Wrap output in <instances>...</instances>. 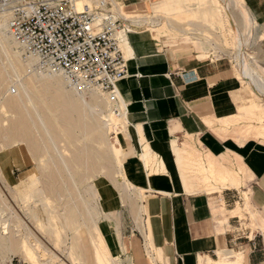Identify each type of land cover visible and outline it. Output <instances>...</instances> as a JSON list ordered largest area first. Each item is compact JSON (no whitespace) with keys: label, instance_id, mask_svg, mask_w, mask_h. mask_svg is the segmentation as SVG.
I'll use <instances>...</instances> for the list:
<instances>
[{"label":"rangeland","instance_id":"374dc122","mask_svg":"<svg viewBox=\"0 0 264 264\" xmlns=\"http://www.w3.org/2000/svg\"><path fill=\"white\" fill-rule=\"evenodd\" d=\"M102 1L103 0H89L88 2V0H84V4H86L85 9L89 5L92 9L98 8L100 7ZM104 1H106L108 5L104 8V10L108 9L110 12H113L112 14L116 15L117 18H121L118 15V7L116 8L113 4L114 1ZM211 1L214 0H198L197 6L195 3L194 6H187L186 9L184 11H180V13H165L167 15L163 16L153 15L151 12L139 15L133 14L128 11L127 7L125 10L121 11L120 14L123 18L129 19V22H131V24L134 23L133 25L137 27L146 26V28L152 31L157 39H160L162 36L168 34L179 37H188L191 40L190 42H193L196 50L200 54L199 56H202V59L208 58V53L211 50L210 58H208L205 62H210L211 59L218 58L225 59L227 62H230L231 71L228 73V76L233 82H235V87L240 86V95L244 99L243 102L240 101V104L237 105L239 114H237L236 117L234 116L230 119L224 118V120L220 121L216 120L211 124L210 128H212L214 133L224 141L230 139L240 145L245 144V142L248 141H256L264 146V103L253 94L249 85L245 84L241 80L242 69H240V53L244 51L242 58L244 59V62L246 61L248 68L250 69V81H259V84L264 86V25L257 24L253 18V23H250L249 17H252L251 9L246 6L245 0H236L238 8L235 7L236 5L234 4L233 7L235 8H232V10L235 14L236 23L245 33L243 45H239L237 43L236 36L225 31L226 26L223 23L221 14L218 12L219 10L217 9L216 4ZM215 1L220 3L223 0ZM262 1L264 2V0ZM115 2L117 4L129 5L139 1L115 0ZM1 15L2 14H0V24L2 21L5 22V17H2ZM132 17L137 19L131 20ZM145 17L146 19L153 18L156 25L154 27H150L146 25L143 20H139L140 18L144 19ZM119 20H121L122 25H125L126 22L122 19ZM227 28L229 27L227 26ZM136 30L141 31V29ZM162 41V44L165 45V50L170 53H181L184 55L195 54V51L192 48L189 50L174 52L171 40L164 37ZM5 46L6 45L2 44L0 40V159L4 157V162H6L5 164L8 166L7 168H9V166H12L13 168V164L18 165V162L22 161L20 152L16 150L20 149L25 155L27 164H25L24 167H19L18 170L15 168V175H13V178H10V185L7 184L3 174L0 172V234L3 236V239H5L3 242L0 240V245L2 244L6 247L4 251L0 250V264H38L39 261L42 259L44 260L45 258L47 261H45L44 264H150L151 260L149 261L147 256L150 257L155 264H157L156 260H158V258L156 256L158 252L151 243L150 238L147 239L146 244L147 256L144 253L140 259L133 262L128 257H121L119 252L120 249H112L111 244L103 230V226L101 225L104 222L109 223L110 230H115L120 238L118 230L120 217L119 213L115 210H106L103 205V201H99V199L96 198L97 195L100 198H103L101 197L102 195L99 190L101 182L110 183L111 181H115L117 187H119L121 191L120 194L127 199L130 198L132 194L137 198L139 197L137 192L129 191L125 182H123L119 177L118 173L121 172V168H119L121 160L119 156H116L115 153L112 152V145L108 142L110 138H119L122 137V135L130 138L126 120L113 119V117L109 115V112H107L109 110L108 104L99 91L84 93L85 101L89 106L87 107L84 104L85 109L83 108L81 113H72V109H70L72 107L67 104V100L64 96H62L64 95V92L61 93V90H58V88L56 89V87L53 88L49 85L52 82L51 78L47 77L42 79L37 74L38 70L34 68L30 69L26 66V60L29 58H26L25 60L23 50L21 51V49H18L19 47L11 49L8 46H6V48ZM128 52L129 51L126 50L127 59H129ZM35 76L39 78L37 79ZM233 76L237 81L233 79ZM36 79L37 81H34ZM49 86L56 91L54 90L55 92L53 93V90L50 89ZM22 90L24 91L22 92ZM236 90L237 89L233 91ZM56 92L58 93L56 94ZM23 93L29 96L25 98L26 95ZM237 93L238 92L236 91V94ZM45 95L46 98L44 97ZM49 95H53L51 99ZM19 97H23L24 99L21 100ZM28 97L32 99H28ZM35 97L40 104L37 101H34ZM39 97L40 99H38ZM44 99L47 101L43 102ZM40 100H42V102ZM31 102L35 104L32 106ZM23 103L27 104L24 105ZM243 103L246 106L256 105L258 108H255L256 110L242 108L241 111V108L239 109L238 106ZM37 104L40 105V109ZM42 104L44 106H42ZM103 104L104 106H102ZM45 105H49L48 107L50 111L44 109L46 107ZM58 106L59 108H56ZM61 106H63V108ZM65 106H68L66 108L67 112L66 110L64 112ZM90 106L92 108H97L98 112H100L99 109L101 108L103 112L98 114L94 113ZM31 107L33 109L35 108V110L31 111ZM24 108L28 109V111L26 110L28 113ZM36 108L39 109V112ZM53 110H56L54 114H57V119L61 118V123L62 121L66 122L67 120L68 124L66 126L64 124L62 127L58 120L57 121L61 126H58L57 122L53 124L50 121L49 123L51 113L54 112ZM62 113H64L63 115L65 117L62 116ZM42 115L43 117L45 115V117L43 118ZM69 117L71 120L68 119ZM37 118H39V120ZM45 118L47 119L45 120ZM63 118L65 120H63ZM22 119H25L26 125ZM44 120L46 122H44ZM103 121L106 123L107 127L103 124ZM19 122L21 126L19 125ZM21 122H23V124ZM109 123H111V125ZM216 123H220L217 129H215ZM50 124H52V126ZM23 125L26 127L24 128ZM53 125L56 127H53ZM44 126L47 130H45ZM67 126L70 127L68 128ZM258 126H262L260 134H258L260 131L258 129L260 127L256 129ZM49 127L52 130H49ZM99 127L103 128L100 129ZM66 128H68V130ZM26 129H28V131ZM243 129H246L247 132ZM68 132H70V135ZM92 132H95V135ZM192 139L193 136L187 134V140L185 142H180L177 139L173 140L175 147L180 150L176 161L178 167L180 168L182 180L185 182V188H187V190L213 193L221 192L224 189L230 188L226 185L223 186V184L219 182L220 179L218 174H215L217 173L216 171H218L216 168L219 167L221 170L223 168L227 169L230 167L240 170L243 174L242 179L245 180V185L246 180L252 177L245 162H243L238 153L226 151L217 155L212 153L201 155L192 145ZM129 143L128 139L126 144ZM126 144L121 140L123 152L128 153ZM145 147L147 150L146 144ZM219 156L223 160H220ZM160 160L161 159H159V162ZM239 161L241 162L240 166L238 165ZM216 164H218V166H216ZM184 165L186 166L184 167ZM152 166H154V169L157 168L156 161L148 164V171L154 170ZM212 166L214 169L211 168ZM158 169L163 171L166 170L165 165H159ZM3 170L6 171L5 168H3ZM28 171H34L32 175H28L31 177L33 182L25 189L21 183L23 176L21 177L22 179L20 182L19 178L22 174ZM187 171L188 175L187 173L185 174ZM112 177H114V180L111 179ZM243 186L241 185L239 189ZM92 190L94 193L91 192ZM94 194H96V196ZM251 209L254 210L253 207L248 204L243 216L240 206L237 213L234 215H231L225 208L221 211L216 210V212H221L222 217L224 218H222V222L227 221L228 216H241L244 218V221L246 219L250 223L248 224V222H244V228L249 227L257 229V226H259L261 222L258 215L252 212ZM140 210L141 206L139 203L136 211L138 221L142 220L141 217L143 212L140 215L141 217L137 216L139 215ZM93 211L96 213V216L94 215V217L90 213ZM249 212L251 214L252 221L248 218L249 216H245V214ZM66 217H70L73 221L71 222L70 220L68 223ZM5 223L7 225H5ZM5 233L9 235L6 236L4 235ZM87 233L90 234L91 240L86 239V237L89 236L86 235ZM26 243L29 245L32 244L36 249V251H33L35 262H31L26 258ZM94 243L102 249L101 257L94 253ZM120 246L123 250H125V246L122 243H120ZM76 247L83 248L85 253H78L76 251ZM149 250L151 251L152 256H149ZM44 254H46V257H43ZM95 254L98 257L95 256ZM72 255L74 256L72 257ZM56 257L61 261L63 260V263ZM94 257L97 259L95 260ZM91 259L94 261L92 260L91 262Z\"/></svg>","mask_w":264,"mask_h":264},{"label":"crops","instance_id":"0c3cea01","mask_svg":"<svg viewBox=\"0 0 264 264\" xmlns=\"http://www.w3.org/2000/svg\"><path fill=\"white\" fill-rule=\"evenodd\" d=\"M138 1L123 5L133 14L151 12L163 16L180 13L198 3V0ZM245 1L254 21L264 25V2ZM164 37L171 40L174 52L192 48L195 54L168 52L162 44ZM127 39L132 59L129 58V75L119 83V89L127 110L130 138L122 135L120 140L126 144L129 139L128 153L123 152L128 178L137 188L144 189L145 197L142 220L138 221L136 211L141 201L135 195L128 199L122 196L115 181L99 185L106 210H115L120 215V238L115 230H110L109 223L101 224L112 249H120L121 257L135 262L144 253L147 256L146 244L150 238L158 252L157 264H264V146L256 141L241 145L230 139L224 141L210 128L216 120L239 114L237 105L244 99L240 86L235 87L228 76L230 62L221 58L205 62L211 50L208 58L202 59L188 37L168 34L157 39L146 26L134 28ZM233 79L237 81L234 76ZM219 125L216 123L215 129ZM187 134L193 136L191 143L201 155L238 153L252 176L246 185L213 193L187 192L172 149L173 140L185 142ZM142 143L147 145V150ZM148 149L162 159L166 173L149 176ZM16 150L22 161L13 164V168H7L4 157L0 159V172L8 185L15 168L27 164L23 151ZM33 173L28 171L20 176L19 182L23 176L21 183L25 189L33 182L28 176ZM245 196L254 209L251 211L260 219L257 229L244 228V222L248 221L241 216H228L222 222L221 212H216L223 208L231 212L240 206L243 216L248 205ZM245 216L252 221L250 212ZM86 235L91 240L90 234ZM149 254L152 256L151 251Z\"/></svg>","mask_w":264,"mask_h":264},{"label":"built area","instance_id":"2783aa9c","mask_svg":"<svg viewBox=\"0 0 264 264\" xmlns=\"http://www.w3.org/2000/svg\"><path fill=\"white\" fill-rule=\"evenodd\" d=\"M102 8L79 10L74 0H0L8 15L6 33L18 42L24 58L39 59V70L61 73L80 92L97 89L121 115L117 84L129 67L114 32L125 28Z\"/></svg>","mask_w":264,"mask_h":264},{"label":"bare ground","instance_id":"6f19581e","mask_svg":"<svg viewBox=\"0 0 264 264\" xmlns=\"http://www.w3.org/2000/svg\"><path fill=\"white\" fill-rule=\"evenodd\" d=\"M114 1V2H113ZM112 2H113V4L116 6V8L118 7V15L121 17V18H123V16L120 14L121 13V11H123V10H125V8H126V6H124V5H122V4H117L116 2H115V0H113ZM74 2L76 3V6H77V8L79 9V10H84L85 9V7H86V4H84V0H74ZM88 2H89V0H88ZM212 3H214V4H216V6H217V9L219 10L218 12H220V14H221V18H222V20H223V23L225 24V26H226V32L227 33H229V34H233V35H235L236 36V40H237V43L239 44V45H243V40H244V32L242 31V29H240V27L238 26V24L236 23V20H235V14L233 13V10H232V8H235V7H237V5H236V3H237V1L236 0H223V1H221L220 3H218V2H216L215 0L214 1H211ZM210 2V3H211ZM234 4L236 5L235 7H233L234 6ZM211 5V4H210ZM90 6V5H89ZM88 6V7H89ZM108 5H107V3H106V1H102L101 2V4H100V7L102 8V14L99 16V19H98V21H99V23L98 24H100V25H103L104 24V20H105V18L107 17L106 16V13L107 12H109V13H113V12H110V10H104V8L105 7H107ZM87 7V8H88ZM90 8V7H89ZM99 8V7H98ZM121 8V9H120ZM214 8V7H213ZM216 8V7H215ZM238 8V7H237ZM92 9V8H91ZM232 10V11H231ZM213 11H214V9H213ZM212 13V12H211ZM0 14H2L1 16L2 17H5V22L4 21H2V23L0 24V40H1V43L2 44H4V45H6V46H8L9 48H11V49H15V48H18V49H21V51H22V48H21V46H20V44L18 43V42H16L13 38H11L10 36H8L7 35V33H6V29H7V22H8V15L7 14H4V13H2V12H0ZM213 14V13H212ZM214 15V14H213ZM220 16V15H219ZM1 18V17H0ZM159 18V17H158ZM117 19H120V18H117V16L116 15H114L113 14V20H117ZM124 19V20H123ZM122 20L124 21V22H126L125 23V28L124 29H121V30H117L116 32H114V36L117 38V40L119 41V44H120V47H121V49H122V51H123V53H124V57H125V59H127V53H126V50H128L129 52V58L130 59H132V50H131V47H130V45H129V42H128V39H127V34L130 32V31H132L134 28H136L137 26H135V25H133V24H131V22H129V19H125V18H123ZM134 20V19H137V18H135V17H132L131 18V20ZM139 20H143L144 21V23L146 24V25H148V26H150V27H154L155 25H156V22L153 20V18L151 19H146V18H144V19H142V18H140ZM221 20V19H220ZM249 20H250V23H253V20H252V17H249ZM1 21V20H0ZM159 26V25H158ZM227 26L229 27V28H227ZM152 29H154V28H152ZM156 29V28H155ZM231 32V33H230ZM251 32V31H250ZM252 33V32H251ZM249 36H250V33H249ZM5 46V47H6ZM162 47V46H161ZM7 48V47H6ZM6 48H4V49H6ZM8 48V49H9ZM3 49V48H2ZM240 51H241V49H240ZM243 52L244 51H242L241 53H240V65H241V67H240V69H242V75H241V80L245 83V84H247V85H249V88H251V90H252V92H253V94L255 95V96H257V98L259 99V100H261L263 103H264V86H261L260 84H259V81H254V82H252V81H250V78H251V72H250V69L248 68V65H247V63H246V61L244 62V59L242 58V56L244 55L243 54ZM126 55V56H125ZM23 56H24V54H23ZM29 59H25L26 60V66H28L30 69H36V70H38L37 72V74L42 78V79H44V78H47V77H49V78H51V83L49 84L51 87H56V89L58 88V90H61L60 92L61 93H63L64 92V95H62V96H64V98L67 100L66 102H67V104H69L70 105V107H72V108H70V109H72V113H81L82 112V109L84 108L85 109V106H84V104L88 107L89 105H88V103H86V101H85V97H84V93H89V92H94V91H99V90H97V89H93L92 91H89V92H80V91H78L76 88H73V87H71V86H69V84H68V82H67V80H66V78H65V76L63 75V74H61V73H55V74H52V73H44V72H42V71H40L39 70V59L38 58H36V57H28ZM127 61V65L129 66V59H127L126 60ZM23 64H25V63H23ZM25 66V65H24ZM27 67V68H28ZM26 68V67H25ZM37 75V76H38ZM36 77V76H35ZM37 78V77H36ZM39 78V77H38ZM37 78V79H38ZM37 79L36 80H34V81H37ZM125 79V78H124ZM122 81V80H121ZM120 81V82H121ZM119 82V83H120ZM123 82V81H122ZM29 83V82H28ZM119 83L117 84V88H118V92H119V104H118V106H119V108H120V110H121V115H118V114H116V112H114L113 110V105L109 102V100H108V98H107V96L105 95V94H103L101 91H99L101 94H102V96L105 98V100H106V102H107V104H108V108H109V110L107 111V112H109V115L111 116V117H113V119L115 118V119H119V120H126V107H125V103H123L122 102V100H121V96H120V89H119ZM50 86H49V88H50ZM256 88H257V91H256ZM27 89V88H26ZM50 89H52V88H50ZM53 90V89H52ZM55 90V89H54ZM53 90V93L56 91H54ZM57 90V91H58ZM24 90H22V92H23ZM28 91H32V90H28ZM41 91V90H40ZM39 91V92H40ZM15 93H16V91H15ZM26 93V92H25ZM23 93L24 95H26V94H28V93ZM42 93V92H41ZM58 92H56V94H57ZM19 94V93H18ZM33 94V93H32ZM31 94V95H32ZM35 94V93H34ZM96 94V93H95ZM98 94V93H97ZM22 95V94H21ZM20 95V96H21ZM41 95H43V94H41ZM27 96H29V95H26L25 96V98L27 97ZM34 96V95H33ZM32 96V97H33ZM50 96V95H49ZM53 95H51L50 96V99H51V97H52ZM38 97V96H37ZM45 98H46V95L44 96ZM43 97V98H44ZM48 97V96H47ZM21 98V100H23L24 98L23 97H19V99ZM30 97H28V99H29ZM101 98V97H100ZM27 99V100H28ZM30 99H32V98H30ZM35 100L34 101H37V99H36V97L34 98ZM38 99H40V97L38 98ZM27 100H26V102H27ZM29 101V100H28ZM31 101V100H30ZM41 102H42V100H40ZM44 101H47V100H43V102ZM22 102V101H21ZM38 102V101H37ZM25 103V102H24ZM23 103V104H24ZM32 103V106H33V104H35V103H33V102H31ZM39 103V102H38ZM64 103H65V101H64ZM27 104V103H26ZM26 104H24V105H26ZM40 104V103H39ZM39 104H37V106L39 105ZM45 104H46V102H45ZM48 104V103H47ZM96 104V103H95ZM106 104V103H105ZM55 105V104H54ZM64 105V104H63ZM36 106V107H37ZM42 106H44L43 104H42ZM46 107L44 108V109H46V110H49V105L47 106V105H45ZM53 106V105H52ZM56 106V105H55ZM84 106V107H83ZM96 106V105H95ZM102 106H104V104L102 105ZM28 107V106H27ZM35 107V106H34ZM39 107V109H40V105L38 106ZM37 107V108H38ZM62 108H63V106H61ZM68 106H65L64 108V112H65V110H66V112H67V108ZM97 107V106H96ZM239 107V109L241 108V111H242V108L244 109V108H247V109H255V108H258L256 105H250V106H246V105H244V103L243 104H241L240 106H238ZM32 108V107H31ZM36 108V110L38 111L39 109H37ZM56 108H59V106L58 107H56ZM90 108L92 109V111L94 112V113H101V112H103L102 111V109L100 108L99 110H100V112H98V109L97 108H92L91 106H90ZM25 109V108H24ZM33 109V108H32ZM31 109V111H34L35 110V108L32 110ZM69 109V108H68ZM104 109V108H103ZM28 111V109H25V111ZM57 110H59V109H57ZM256 110V109H255ZM254 110V111H255ZM26 111V112H27ZM41 111H42V109H41ZM40 111V112H41ZM50 111V110H49ZM52 111V110H51ZM54 111V110H53ZM56 111V110H55ZM55 111L53 112V113H51V116H50V118H51V120H50V118H49V123H50V121H51V123H58V121L61 123V118L60 119H57V114H54L55 113ZM68 111H70V110H68ZM85 111V110H84ZM248 111H250V110H248ZM8 112V111H7ZM30 112V111H29ZM36 112V111H35ZM39 112V111H38ZM46 112V111H45ZM63 112V111H62ZM258 112V111H257ZM6 113V112H5ZM28 113V112H27ZM3 114H4V112H3ZM9 114V113H8ZM30 114V113H29ZM36 114V113H35ZM38 114H40V113H38ZM42 114V113H41ZM64 113H62V116L63 117H65L64 115H63ZM66 114V113H65ZM67 114H69V113H67ZM71 114V113H70ZM103 114V113H102ZM37 115V114H36ZM72 115V114H71ZM61 116V117H62ZM97 116H99V115H97ZM42 117H43V115H42ZM41 117V118H42ZM44 117H45V115H44ZM43 117V118H44ZM59 117H60V115H59ZM58 117V118H59ZM100 117V116H99ZM108 117V116H107ZM236 117V116H235ZM42 118V119H43ZM66 118H67V116H66ZM102 118V117H101ZM110 118V117H109ZM38 120H39V118H37ZM47 118H45V120H46ZM68 119H70V117L68 118ZM98 119V118H97ZM96 119V120H97ZM106 119V118H105ZM108 119V118H107ZM6 120V119H5ZM23 120V122H24V124H25V119H22ZM30 120V119H29ZM44 120V122H46ZM58 120V121H57ZM63 120H65L64 118H63ZM71 120V119H70ZM101 120V119H100ZM103 120V119H102ZM109 120V119H108ZM69 121V120H68ZM72 121H74V120H72ZM71 121V122H72ZM236 121H238V120H236ZM23 122H21L22 124H23ZM40 122H41V120H40ZM230 122V121H229ZM73 123V122H72ZM75 123V122H74ZM98 123H100V122H98ZM102 123V122H101ZM111 123H112V121H111ZM111 123H109L110 125H111ZM65 124V126L68 124V122H67V120H66V122L65 121H62V123H61V125H62V127H63V125ZM80 124H81V122H80ZM103 124H105V126L107 127V125H106V123H104V121H103ZM19 125H20V122H19ZM26 125V124H25ZM43 125V124H42ZM47 125V124H46ZM51 126H52V124H50ZM58 126H61V125H59V123L57 124ZM72 125H75V124H72ZM82 125H83V122H82ZM21 126V125H20ZM34 126V125H33ZM49 126V125H48ZM64 126V127H65ZM95 126V125H94ZM263 126V125H262ZM261 126V127H262ZM23 127H24V125H23ZM26 127V126H25ZM24 127V128H25ZM53 127H56V126H54L53 125ZM68 127V126H67ZM70 127V126H69ZM68 127V128H69ZM83 127V126H82ZM260 126H258L257 128L256 127H254V128H256V129H258ZM261 127L258 129V130H260L261 129ZM35 128L37 129V127L35 126ZM44 128H45V126H44ZM61 128V127H60ZM59 128V129H60ZM68 128H66L67 130H68ZM100 128V127H99ZM103 127H101L100 129H102ZM105 128V127H104ZM246 128V127H245ZM51 128L49 127V130H50ZM65 129V130H66ZM263 129V128H262ZM27 131H28V129H26ZM38 130V129H37ZM45 130H47L46 128H45ZM52 130V129H51ZM56 130H57V128H56ZM66 130V131H67ZM99 130V129H98ZM243 130H245L246 132H247V130L246 129H243ZM255 130V129H254ZM21 131H22V128H21ZM94 131V130H93ZM101 131V130H100ZM46 132V131H45ZM50 132V131H49ZM60 132H63V131H60ZM253 132H255V131H253ZM257 132V131H256ZM262 132H263V130H262ZM30 133V132H29ZM67 133V132H66ZM90 133V132H89ZM92 133H94V135H95V132H92ZM261 133V130L259 131V133L258 134H260ZM47 134L49 135V133L47 132ZM51 134V133H50ZM68 134L70 135V132H68ZM88 134V133H87ZM86 134V135H87ZM91 134V133H90ZM255 134V133H254ZM258 134H256V135H258ZM23 135V134H22ZM93 135V136H94ZM101 135H103V134H101ZM255 135V136H256ZM49 137H51V136H49ZM71 137V136H70ZM102 137V136H101ZM68 138H69V136H68ZM100 138V137H99ZM29 139V138H28ZM109 144H111L112 146H111V150H112V152H114L115 153V155L116 156H119L120 157V160H121V165L119 166V168H121V172L120 173H118V175H119V177L121 178V180L123 181V182H125V184H126V187L129 189V191H135V192H137L138 193V195H139V197H138V200L139 201H141L140 203V206H141V210H140V212H139V215H137V216H140L141 215V212H142V202H143V200H144V197H145V195H144V192H143V188H137L130 180H129V178H128V171H127V169H126V167H125V161H124V157H123V148H122V145H121V140H120V137L119 138H110L109 139ZM176 143V142H175ZM184 147V146H183ZM179 148V147H178ZM172 149H173V153H174V155H175V157L177 158V156L179 155V153H180V150H178L176 147H175V145H174V141L172 142ZM86 153V152H85ZM189 154V153H188ZM217 155V154H216ZM86 156V155H85ZM188 156H190V155H188ZM221 156V155H220ZM219 156V157H220ZM225 157V156H224ZM159 159H161L155 152H153L152 151V149H148V151L146 152V167L148 168V164L149 163H154L155 161H156V163H157V168H153L154 166H152V168L154 169V170H151V171H149L150 173H149V176H154V174H157V176H159L160 174H164V172L166 171H163V170H159L158 169V166L159 165H162V166H164V163H163V161H162V159L160 160V162H159ZM185 159V158H184ZM188 159V158H187ZM222 158L220 157V160H221ZM223 160V159H222ZM158 161V162H157ZM188 161V160H187ZM238 161V160H237ZM213 162V161H212ZM87 163V162H86ZM180 163V162H179ZM227 163V162H226ZM229 163H230V161H229ZM231 163H233V162H231ZM240 161L238 162V165L240 166ZM85 164V163H84ZM183 164H185V163H183ZM214 164H215V162H214ZM243 164V163H242ZM187 165V164H186ZM186 165H184V167L186 166ZM95 166H96V164H95ZM150 166H151V164H150ZM216 166H218V164H216ZM215 166V167H216ZM226 166H227V164H226ZM231 166V165H230ZM155 167H156V165H155ZM225 167V166H224ZM212 169H214V167L212 166L211 167ZM220 168V167H219ZM219 168H216V170H218V171H216L217 173H215V174H218V177H219V182L221 183V184H223V186H228V187H230V188H236V189H239L240 188V186L242 185H244L245 186V180L244 179H242V173H241V171L240 170H238V169H236V168H227V169H219ZM89 169V168H88ZM182 169H183V167H182ZM185 169V168H184ZM189 169V168H188ZM204 169V168H203ZM179 170H180V168H179ZM186 170H187V168H186ZM194 170V169H193ZM183 171H185V170H183ZM198 171V170H197ZM190 172V171H189ZM166 173V172H165ZM187 173V175H188V171L187 172H185V174ZM204 173V172H203ZM194 174V173H193ZM198 174V173H197ZM199 174H201V173H199ZM130 175V174H129ZM196 175V174H195ZM204 175V174H203ZM198 176V175H197ZM205 176V175H204ZM114 177H112L111 179H113ZM185 178V177H184ZM206 178V177H205ZM109 179V178H108ZM114 180V179H113ZM110 182V181H109ZM191 182V181H190ZM183 183H184V186H185V182L183 181ZM186 183H188V182H186ZM189 184V183H188ZM192 184V183H191ZM212 185V184H211ZM188 186H190V185H188ZM192 186V185H191ZM213 186V185H212ZM211 188V187H210ZM213 188V187H212ZM92 189V188H91ZM186 189V191L187 192H189V193H194L195 191L194 190H192V191H194V192H192L191 190H187V188H185ZM205 189V188H204ZM126 191H128V190H126ZM91 192H93V190L91 191ZM94 193V192H93ZM92 193V194H93ZM97 193V192H96ZM128 193H130V192H128ZM211 193V192H210ZM98 194V193H97ZM95 196H96V194H94ZM94 195H93V197H94ZM112 195V194H111ZM102 197V196H101ZM95 198V197H94ZM96 198L97 199H99V201L101 200V201H103V198H100L98 195L96 196ZM95 198V199H96ZM107 198H108V196H107ZM245 198H246V203L248 204L250 201H249V198L247 197V196H245ZM92 199V198H91ZM93 201V200H92ZM110 201V200H109ZM86 203V202H85ZM86 204H88V203H86ZM111 207V206H110ZM87 209V208H86ZM238 209H239V206H238V208L236 209V210H234V211H229L230 212V214L231 215H234V214H236L237 213V211H238ZM223 210V209H222ZM87 211V210H86ZM91 211V210H90ZM221 211V210H220ZM95 211H93V212H90L91 213V215L94 217V215L96 216V213H94ZM88 213H89V211H88ZM82 214V213H81ZM80 214V215H81ZM86 214H87V212H86ZM88 215V214H87ZM91 215H90V217H91ZM114 215V214H113ZM68 216H70V215H68ZM81 216H83V215H81ZM84 216H86V215H84ZM71 217V216H70ZM70 217H66V220L68 221V223L70 222V220H71V222L73 221ZM92 217V218H93ZM224 219V218H223ZM111 221V220H110ZM111 223V222H110ZM112 224V223H111ZM5 225H7L6 223H5ZM73 225V224H72ZM4 226V225H3ZM70 226V225H69ZM113 227V226H112ZM4 230H7V229H4ZM3 230V231H4ZM9 233V232H8ZM3 235V234H2ZM4 235H9V234H4ZM10 237V236H9ZM7 239V238H6ZM0 240H1V242H3L5 239H3V236H1V234H0ZM8 240H9V238H8ZM13 240V239H12ZM11 241V240H10ZM10 241H8V242H10ZM28 241V240H27ZM26 241V242H27ZM6 242V241H5ZM4 242V243H5ZM29 243V242H28ZM28 243H26V245H25V247L27 248V250H26V258L29 260V261H31V262H35L34 261V255H33V251H36V249L33 247V245L32 244H28ZM25 244V243H24ZM32 245V246H31ZM1 247H0V250L1 251H4L5 249H6V247H4V245H0ZM10 246H11V244H10ZM77 246V245H76ZM88 246V245H87ZM38 247V246H37ZM91 247H92V245H91ZM94 249H95V252L94 253H96L97 255H99L100 257L102 256V249H100L99 248V246L96 244V243H94ZM10 248H12V247H10ZM24 250V251H25ZM87 250H88V248H87ZM92 250V249H91ZM11 251V250H10ZM72 251H73V249H72ZM76 251L78 252V253H81V254H83V253H85V251H84V249L83 248H77L76 247ZM6 252V251H5ZM95 254V256H97ZM74 255H72V257H73ZM43 257H46V254H44L43 255ZM76 257V256H75ZM91 257V256H90ZM98 257V256H97ZM57 258V257H56ZM87 258V257H86ZM57 259H59V258H57ZM80 259V258H79ZM78 259V260H79ZM83 259H85V258H83ZM94 259H95V257H94ZM97 259V258H96ZM95 259V260H96ZM101 259V258H100ZM148 259H149V257H148ZM60 260V259H59ZM81 260V259H80ZM87 260V259H86ZM92 260L93 259H91V262H92ZM43 261V262H42ZM45 261H47V259L45 258L44 260L42 259L41 261H39V263L38 264H44V262ZM82 261V260H81ZM94 261V260H93ZM98 261V260H97ZM149 261H150V259H149ZM30 262V263H31ZM60 262H62L63 263V260L61 261L60 260ZM74 262H75V260H74ZM78 262H80V261H78ZM87 262V261H86ZM90 263V262H89ZM28 264V263H27ZM75 264V263H74ZM77 264V263H76ZM150 264H152L151 263V261H150Z\"/></svg>","mask_w":264,"mask_h":264}]
</instances>
